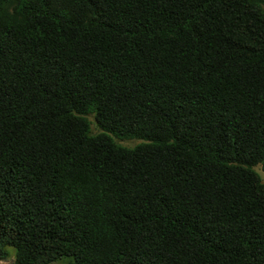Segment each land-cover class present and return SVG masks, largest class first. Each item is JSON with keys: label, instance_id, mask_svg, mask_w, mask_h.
<instances>
[{"label": "trees", "instance_id": "obj_1", "mask_svg": "<svg viewBox=\"0 0 264 264\" xmlns=\"http://www.w3.org/2000/svg\"><path fill=\"white\" fill-rule=\"evenodd\" d=\"M258 164L264 0H0V260L264 264Z\"/></svg>", "mask_w": 264, "mask_h": 264}, {"label": "rangeland", "instance_id": "obj_2", "mask_svg": "<svg viewBox=\"0 0 264 264\" xmlns=\"http://www.w3.org/2000/svg\"><path fill=\"white\" fill-rule=\"evenodd\" d=\"M99 131V128L96 127L94 122L92 121L91 124V133H96ZM123 144H126L128 146H133L135 143H137V140H131V141H123ZM254 169L258 172L260 175L261 180L264 182V172L261 170L260 165H256ZM8 256L4 259L0 260V264H13L14 261V250L12 247H8ZM57 264H64L63 262H57Z\"/></svg>", "mask_w": 264, "mask_h": 264}]
</instances>
